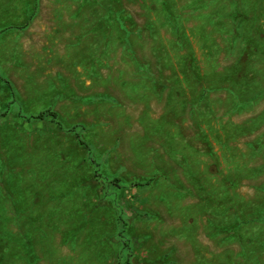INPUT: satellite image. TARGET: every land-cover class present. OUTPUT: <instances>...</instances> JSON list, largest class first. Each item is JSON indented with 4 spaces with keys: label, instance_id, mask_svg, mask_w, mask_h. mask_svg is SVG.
<instances>
[{
    "label": "rangeland",
    "instance_id": "rangeland-1",
    "mask_svg": "<svg viewBox=\"0 0 264 264\" xmlns=\"http://www.w3.org/2000/svg\"><path fill=\"white\" fill-rule=\"evenodd\" d=\"M125 243L264 264V0H0V264Z\"/></svg>",
    "mask_w": 264,
    "mask_h": 264
},
{
    "label": "trees",
    "instance_id": "trees-1",
    "mask_svg": "<svg viewBox=\"0 0 264 264\" xmlns=\"http://www.w3.org/2000/svg\"><path fill=\"white\" fill-rule=\"evenodd\" d=\"M45 116L46 115L44 113H40L37 116H35V118L36 119H44ZM49 116H51L53 119H56L58 117V114H56L55 112H51V114H49ZM119 181H120L119 178L114 180L115 184H118ZM119 217L123 222H125L126 219H124L123 216H119ZM123 231L125 232L126 230H123ZM125 246H126L127 250H121V264H136L135 260H134V258H135L134 250H131L132 246H130V243H125Z\"/></svg>",
    "mask_w": 264,
    "mask_h": 264
}]
</instances>
